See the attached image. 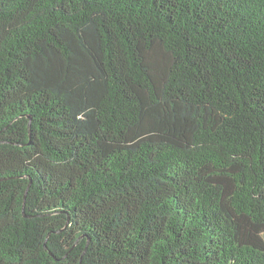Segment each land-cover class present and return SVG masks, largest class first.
<instances>
[{
    "label": "trees",
    "instance_id": "16d2710c",
    "mask_svg": "<svg viewBox=\"0 0 264 264\" xmlns=\"http://www.w3.org/2000/svg\"><path fill=\"white\" fill-rule=\"evenodd\" d=\"M0 264H264V0H0Z\"/></svg>",
    "mask_w": 264,
    "mask_h": 264
}]
</instances>
